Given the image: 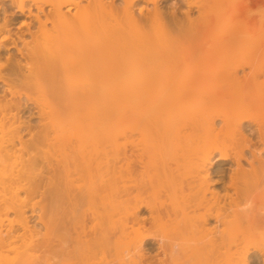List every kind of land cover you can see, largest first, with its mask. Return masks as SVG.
<instances>
[{
  "label": "bare ground",
  "instance_id": "obj_1",
  "mask_svg": "<svg viewBox=\"0 0 264 264\" xmlns=\"http://www.w3.org/2000/svg\"><path fill=\"white\" fill-rule=\"evenodd\" d=\"M6 1L0 264H264V32L217 38L219 0Z\"/></svg>",
  "mask_w": 264,
  "mask_h": 264
},
{
  "label": "rangeland",
  "instance_id": "obj_2",
  "mask_svg": "<svg viewBox=\"0 0 264 264\" xmlns=\"http://www.w3.org/2000/svg\"><path fill=\"white\" fill-rule=\"evenodd\" d=\"M194 1H196L197 3L200 2V4H203L206 0H194ZM172 3H173L172 0H167L166 2H162L161 5H162V7H165L166 10H168L169 7L171 8ZM219 3L220 4L223 3L224 12H222L223 14L221 13V15H220L221 26L219 25V27H221V29L217 28L218 27V24H217L216 25L217 27L214 31L215 32L214 35L217 38L221 37L220 36L221 34H223L222 35V37H223L225 35L224 33L226 32V29L228 30L229 28L234 27V26L239 28L243 34H246L247 37H253V36L261 33L262 31L264 32V0H219ZM142 6H145V3H142ZM248 6L250 8V11H247V9H249ZM170 8H169V10H170ZM236 9H238L239 12H235ZM245 10H246V12H245ZM16 11L17 10L15 9V7L9 1L0 0V20H2L3 18H6V17H7L6 19H10V21L12 19L11 23L13 24V27H12L13 29H17L19 27L18 24H20V22H22V20L23 21L25 20L26 22L29 21V19H27L25 17L21 18L20 17L21 15L18 14ZM216 23H218V22H216ZM14 27H16V28H14ZM216 37H213V39ZM14 54L17 55V52L14 49L6 51V55H14ZM242 55L243 54L241 52L239 56H242ZM235 56H237L236 59L242 58V57L241 58L238 57V55H235ZM250 57H252V56L250 55ZM243 58L249 59V56L246 55ZM261 64L263 67L264 66V60L262 63H260V65ZM263 69H264V67H263ZM246 70L248 71L249 68H247ZM1 87H2V85L0 86V91L2 89ZM2 97H5V96L3 95ZM262 113H264L263 110H262ZM257 114L259 115V113H257ZM263 115H261V116L264 117ZM255 116H254V118H255ZM256 118H258V117L256 116ZM262 119H264V118H261L260 120L262 121ZM256 122H258L257 119H256ZM262 123H264V122H258V124L264 125ZM261 147L263 148V146H261ZM262 150H264V148ZM214 163H215L214 166L217 167L218 163H220V162H216V160H215ZM228 168H229L228 165L224 164V170H226ZM213 169H215V168H213ZM217 179L218 178L216 177V180ZM215 186L218 189L220 188L219 185L218 186L215 185ZM38 200L40 201V198L36 199V201H38Z\"/></svg>",
  "mask_w": 264,
  "mask_h": 264
}]
</instances>
